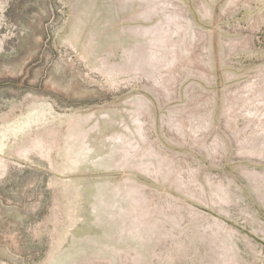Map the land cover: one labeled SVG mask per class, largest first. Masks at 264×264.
Here are the masks:
<instances>
[{
	"label": "rangeland",
	"instance_id": "374dc122",
	"mask_svg": "<svg viewBox=\"0 0 264 264\" xmlns=\"http://www.w3.org/2000/svg\"><path fill=\"white\" fill-rule=\"evenodd\" d=\"M0 264H264V0H0Z\"/></svg>",
	"mask_w": 264,
	"mask_h": 264
}]
</instances>
